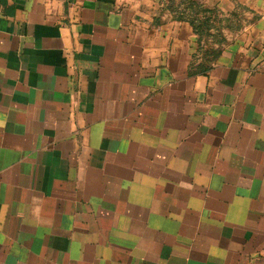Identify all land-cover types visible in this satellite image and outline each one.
Returning a JSON list of instances; mask_svg holds the SVG:
<instances>
[{"label": "crops", "instance_id": "crops-1", "mask_svg": "<svg viewBox=\"0 0 264 264\" xmlns=\"http://www.w3.org/2000/svg\"><path fill=\"white\" fill-rule=\"evenodd\" d=\"M198 1L206 72L188 0H0V264H264V0Z\"/></svg>", "mask_w": 264, "mask_h": 264}, {"label": "trees", "instance_id": "trees-1", "mask_svg": "<svg viewBox=\"0 0 264 264\" xmlns=\"http://www.w3.org/2000/svg\"><path fill=\"white\" fill-rule=\"evenodd\" d=\"M171 10L174 18L189 21L198 35V48L191 63L196 72H206L220 56L226 42L225 30H236L242 26L241 22L231 18L238 20V11L225 15L217 7H209L198 0H188L183 7ZM222 20L226 23L222 24Z\"/></svg>", "mask_w": 264, "mask_h": 264}, {"label": "rangeland", "instance_id": "rangeland-1", "mask_svg": "<svg viewBox=\"0 0 264 264\" xmlns=\"http://www.w3.org/2000/svg\"><path fill=\"white\" fill-rule=\"evenodd\" d=\"M176 1H178V0H176ZM238 20H237V18H235V17H231L232 18V20H234V21H239V22H241V24H243L244 23V21L245 20H247V16L244 14V11L242 10V9H239V11H238ZM217 20L218 19H216L215 21H216V23H218V24H220L219 22H217ZM226 23V21L225 20H222V24H225Z\"/></svg>", "mask_w": 264, "mask_h": 264}]
</instances>
